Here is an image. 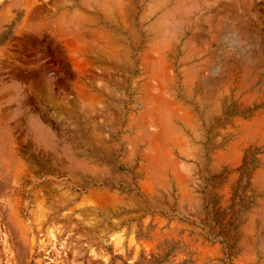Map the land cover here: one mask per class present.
Segmentation results:
<instances>
[{"label":"rangeland","instance_id":"374dc122","mask_svg":"<svg viewBox=\"0 0 264 264\" xmlns=\"http://www.w3.org/2000/svg\"><path fill=\"white\" fill-rule=\"evenodd\" d=\"M0 264H264V0H0Z\"/></svg>","mask_w":264,"mask_h":264}]
</instances>
